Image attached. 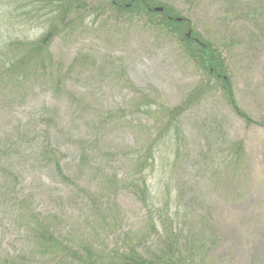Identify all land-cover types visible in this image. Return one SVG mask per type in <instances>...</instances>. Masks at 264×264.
<instances>
[{
    "label": "rangeland",
    "instance_id": "1",
    "mask_svg": "<svg viewBox=\"0 0 264 264\" xmlns=\"http://www.w3.org/2000/svg\"><path fill=\"white\" fill-rule=\"evenodd\" d=\"M45 1L0 0V45L37 40ZM147 1L177 12L187 33L221 48L236 104L251 125L213 92L182 119L180 163L166 160L167 146L151 170L139 173L131 154L157 135L146 106H176L205 73L187 60L178 37L138 15L118 19L102 0H87L48 49L65 85L50 86L43 77L21 90L14 82L0 84V264H42L24 227L33 217L61 242L87 241L103 251L139 232V250L146 252L157 235L130 185L146 180L148 203L165 204L168 178L173 191L187 193L182 207L189 192L206 195L210 234L218 242L202 254L204 264H264V0ZM49 142L62 155L67 181L46 155ZM232 143L241 145L235 173ZM190 210L199 219V210Z\"/></svg>",
    "mask_w": 264,
    "mask_h": 264
},
{
    "label": "trees",
    "instance_id": "2",
    "mask_svg": "<svg viewBox=\"0 0 264 264\" xmlns=\"http://www.w3.org/2000/svg\"><path fill=\"white\" fill-rule=\"evenodd\" d=\"M86 1L46 0L42 2L40 11H34V13L38 12L43 19L42 35L33 41L12 40L0 45V84L5 80L14 82L13 86L21 90L28 80L35 82L38 77H43L50 82V86L58 88L65 85L61 77L57 76L62 66L52 60L48 49L55 38L69 29L70 21L86 10ZM101 4L106 7L105 10L110 9V13L118 19L124 17L132 21L133 15H138L159 33L167 37H178L187 60L205 73V79L192 86L176 106L168 107L163 104L154 107L146 106L144 113L152 119L157 135L154 139L148 137L140 145L141 147H137L131 154L130 160L138 164L139 173L151 170L159 148L167 146L170 155L166 153V160L171 164L176 160L180 163L181 149L185 146L182 136V119L186 113L198 106L203 98L213 92H219L236 116L247 126L251 125L252 122L248 116L236 104L230 76L221 58V48L194 31L187 33L188 23L184 19L180 22L175 21L179 18L177 12L168 7H162V13H154L152 8L157 5H151L147 0H102ZM14 8L13 13L16 12ZM42 9L43 12H41ZM74 69L72 63L66 72L71 73ZM48 148L46 155L62 180L67 181L60 168L59 158L62 155L51 146L50 142ZM227 150H229V165L233 164L234 173L238 172L241 170L239 159H237L241 152L240 143L229 144ZM205 158L212 160L214 154L206 153ZM165 182V204L158 201L148 203V198H152L149 195L146 180H143L140 186L130 185L136 190L135 194L146 210L148 222L152 224L150 227L157 235V240L153 242L151 248L146 249V252L141 253L139 250L143 242L142 234L139 232L131 233L126 243L119 249L103 251L96 249L87 241H81L79 244L61 242L54 237L49 227L39 223L33 217L25 219L24 227L30 232L31 240L39 250L36 256L42 264H204L202 254L207 252L211 244L212 247H216L218 242L214 241L210 234L212 226L209 212L206 211V195L202 192L195 194L189 192L192 195L185 207H182V201L187 193L178 187H175L173 191L174 186L171 185L170 178ZM193 207L199 210L200 214L197 216L199 219L191 218L192 214L197 215L195 211H187L188 208ZM162 214H166V218L162 219ZM155 220L158 222L159 230H162L161 233L154 226ZM173 220L176 223H173Z\"/></svg>",
    "mask_w": 264,
    "mask_h": 264
},
{
    "label": "water",
    "instance_id": "3",
    "mask_svg": "<svg viewBox=\"0 0 264 264\" xmlns=\"http://www.w3.org/2000/svg\"><path fill=\"white\" fill-rule=\"evenodd\" d=\"M153 11H154V12H159V13H160V12H162L163 10H162V8H154ZM177 21H179V19H178Z\"/></svg>",
    "mask_w": 264,
    "mask_h": 264
}]
</instances>
